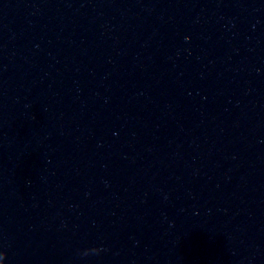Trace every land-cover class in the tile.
Segmentation results:
<instances>
[{
	"label": "water",
	"instance_id": "water-1",
	"mask_svg": "<svg viewBox=\"0 0 264 264\" xmlns=\"http://www.w3.org/2000/svg\"><path fill=\"white\" fill-rule=\"evenodd\" d=\"M0 264H264V0H0Z\"/></svg>",
	"mask_w": 264,
	"mask_h": 264
}]
</instances>
